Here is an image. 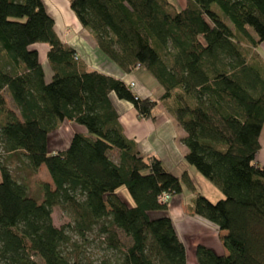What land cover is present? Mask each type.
I'll list each match as a JSON object with an SVG mask.
<instances>
[{
    "label": "trees",
    "instance_id": "trees-1",
    "mask_svg": "<svg viewBox=\"0 0 264 264\" xmlns=\"http://www.w3.org/2000/svg\"><path fill=\"white\" fill-rule=\"evenodd\" d=\"M99 49L126 74L142 68L158 99L97 70L61 41L42 0H0V264H187L186 247L159 198L186 186L194 213L226 231L228 255L200 245L198 264H264V167L257 163L264 126V0H69ZM48 46L47 79L37 46ZM114 99L140 120L165 106L184 129L187 163L224 195L197 193L191 176L144 157L129 139ZM64 122L76 133L51 153ZM45 166L44 200L10 164ZM15 164V163H14ZM125 188L134 205L119 190ZM72 221L58 227L54 209ZM83 240L74 245L73 236ZM73 247V248H70ZM80 253L83 257L80 258Z\"/></svg>",
    "mask_w": 264,
    "mask_h": 264
},
{
    "label": "crops",
    "instance_id": "crops-1",
    "mask_svg": "<svg viewBox=\"0 0 264 264\" xmlns=\"http://www.w3.org/2000/svg\"><path fill=\"white\" fill-rule=\"evenodd\" d=\"M178 1L179 3L176 5L179 8H185L187 0ZM42 2L48 15L54 20L55 30L61 41L73 47L77 51L80 59L85 61L91 69L122 79L130 85L133 84L135 88L137 87L132 80L135 72H145V70L140 68L129 75L124 73L122 69L99 49L92 34L83 28L77 16L72 11L69 0H42ZM42 46L46 47V45ZM260 47L264 49V44ZM47 51L48 46L44 54L46 61ZM40 58L43 63L41 53ZM45 71L47 79L50 80L52 72L46 68ZM136 94L143 98L153 95L147 89H139ZM117 102L118 100H114L120 114V121L124 132L129 139L136 141L138 149L144 157L157 156L162 160L167 170L177 176H181L187 172L194 182H196L197 193L207 197L212 202H217L224 198L221 191L213 189L212 187H209V192L207 193L199 189L197 181L199 172L193 166H188L185 159L187 149L183 145L182 139L186 133L177 121L173 119L167 109L160 115L155 114L157 117L155 120H140L132 105L128 103L126 105L120 104L122 110H119V104ZM76 133L86 134L87 131L84 127L77 124L64 122L57 131L50 135L51 153L67 150L72 137ZM53 134H58L56 139L62 136L58 142H61L64 137L67 138L65 147L60 148L59 146L61 144H56L54 149L51 148V136ZM179 137L181 147L176 141V138L178 139ZM260 143L262 148L256 160L259 165L264 167V126ZM195 196L192 190L184 187L181 194L173 196L168 205V209L163 214L155 215L156 217L168 216L174 222L178 236L186 247L187 264H198L197 249L200 245L212 249L218 255H228V251L223 242V238L227 235V232L221 231L214 224L194 213Z\"/></svg>",
    "mask_w": 264,
    "mask_h": 264
},
{
    "label": "rangeland",
    "instance_id": "rangeland-1",
    "mask_svg": "<svg viewBox=\"0 0 264 264\" xmlns=\"http://www.w3.org/2000/svg\"><path fill=\"white\" fill-rule=\"evenodd\" d=\"M172 2H174L177 5L179 3L178 0H172ZM36 48L38 49L39 53H41V57L43 60V64L45 65V68L48 71H51L49 69V65H48L47 61L44 59L45 58L44 54L46 52L47 46L45 47V46L40 45V46H37ZM257 52L264 59L263 47H259L257 49ZM132 80L137 85L136 88L134 86L131 87V89L135 93H137V91L139 89H142V90L147 89L148 92L153 93V95H151V97L158 99L161 96L162 89H161L160 85L157 83V81L148 72H146V71L145 72L144 71L135 72V76ZM114 100L117 101V99H114ZM117 103L119 104V110H122L120 107V104H123V105L127 104V102H122V101H120V102L118 101ZM165 109H166L165 106L160 105L157 108V110L155 111V114L160 115L161 113H164ZM57 135L58 134H53L51 136V148L52 149H54V146H56V144H61L59 146L60 148H63L66 145L67 138L64 137V139L61 140V142H58L62 136L58 137V139H56ZM56 141H57V143H56ZM176 141L181 147L180 137L178 139L176 138ZM187 165L190 166L188 163H187ZM10 166L13 167V170L15 171L16 176H18L19 179L26 184V186L28 188L29 196L36 199L40 203L43 202V200H44L43 183H52V178H51V175L49 174L47 168L45 166H43L38 171H31L30 169L25 167V164L23 165V163H20L17 160L15 161V164L11 163ZM194 169H196V168H194ZM197 181H198L199 189L205 193L209 192V187H212L213 189H217L218 191H220L211 181H209L201 173H198ZM194 183H196V182H194ZM195 186H196V184H195ZM119 194L125 200H127L129 204L134 205V202H133L130 194L128 193V191L125 188H121V190H119ZM168 204H170V202ZM163 213H164V211H160V212H157L154 214L155 215H161ZM53 219H54L55 225L58 227L64 226V225H66L72 221L71 217L68 216V214L62 212L59 208L54 209ZM72 242H74V245L78 244V247L79 246L82 247V245L84 243L83 240L76 235L73 236ZM87 247L89 248L88 252H87V256L89 255V257L92 259V261H94L93 264H98V259L101 257V255H104L103 254L104 252L98 248L97 243L89 244ZM70 248H73V247H70ZM79 255H80V258L83 257L82 253H80Z\"/></svg>",
    "mask_w": 264,
    "mask_h": 264
},
{
    "label": "built area",
    "instance_id": "built-area-1",
    "mask_svg": "<svg viewBox=\"0 0 264 264\" xmlns=\"http://www.w3.org/2000/svg\"><path fill=\"white\" fill-rule=\"evenodd\" d=\"M133 86L134 85L131 84V87ZM171 199H172V195L165 193L159 198V202L164 205V204H168L169 202H171Z\"/></svg>",
    "mask_w": 264,
    "mask_h": 264
}]
</instances>
